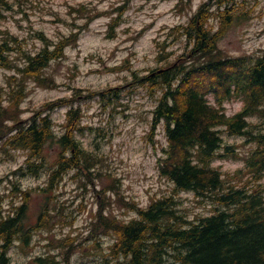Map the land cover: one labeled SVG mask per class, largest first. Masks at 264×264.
<instances>
[{
  "label": "clouds",
  "instance_id": "obj_1",
  "mask_svg": "<svg viewBox=\"0 0 264 264\" xmlns=\"http://www.w3.org/2000/svg\"><path fill=\"white\" fill-rule=\"evenodd\" d=\"M0 264H264V0H0Z\"/></svg>",
  "mask_w": 264,
  "mask_h": 264
},
{
  "label": "trees",
  "instance_id": "obj_2",
  "mask_svg": "<svg viewBox=\"0 0 264 264\" xmlns=\"http://www.w3.org/2000/svg\"><path fill=\"white\" fill-rule=\"evenodd\" d=\"M254 163H255V161H254Z\"/></svg>",
  "mask_w": 264,
  "mask_h": 264
}]
</instances>
